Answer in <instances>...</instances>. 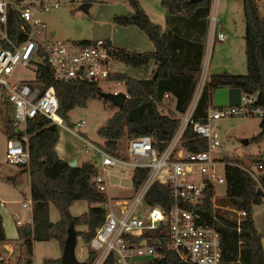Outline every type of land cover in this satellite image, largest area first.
<instances>
[{"label": "built area", "instance_id": "1", "mask_svg": "<svg viewBox=\"0 0 264 264\" xmlns=\"http://www.w3.org/2000/svg\"><path fill=\"white\" fill-rule=\"evenodd\" d=\"M72 1L79 4L92 0H0V103L10 105V125L14 132L5 139L7 163L27 166L26 124L37 115L48 118L56 127L75 132L57 112L58 100L51 84L41 87L32 79L9 81L15 65H33L34 72L37 65H48L53 77L63 80L96 85L100 81H111L107 78L109 56L103 38L85 42L39 37L43 22L37 13ZM215 1L206 16L208 41L224 38L216 23ZM204 78V69L200 68L193 94L182 112L174 110V98L167 91L156 102L158 113L178 118L174 131L162 146L156 144L152 133H141L127 138L124 153L113 154L81 137L85 147L91 148L97 158V162H91L94 173L90 181L105 195V201L100 203L104 207L103 219L87 242V251H92L93 256L85 264H101L109 254L114 264H151L152 259L162 257L160 236L165 237L166 248L183 261L221 264L219 216L233 220L238 231L244 211L222 202L220 198L224 194L216 192L218 185H223L225 192L227 161L223 159L225 152L215 120L231 115L260 117L264 115V107L253 104L254 95L242 92L238 103L209 105L204 120H194L192 112ZM83 123L84 119L80 118L73 125L80 127ZM187 125L204 141L203 148L190 149L184 145L182 134ZM219 165L221 169L217 168ZM238 166L250 175L255 187L262 190L260 203H264V188L260 183V179L264 180V162L241 161ZM138 168H145L144 176L135 185L132 173ZM152 182L168 187L170 201L165 205L146 201L144 194ZM109 187L128 192L117 197L107 193ZM205 201L210 203V212L205 208ZM21 205L29 206V199L22 200ZM17 216L14 215L17 225L27 222ZM0 248L2 261L12 248L3 243Z\"/></svg>", "mask_w": 264, "mask_h": 264}, {"label": "trees", "instance_id": "2", "mask_svg": "<svg viewBox=\"0 0 264 264\" xmlns=\"http://www.w3.org/2000/svg\"><path fill=\"white\" fill-rule=\"evenodd\" d=\"M163 6L165 26L152 21L136 0H129L131 12L114 14V22L122 25L133 24L140 28L152 44L151 50L136 51L123 46L113 45L104 38L109 60H118L125 65L145 70L150 66L146 76L134 77L125 72L110 71L109 80H120L124 86L126 98L120 106L99 95L100 88L89 82L63 80L54 78L48 65H37L32 81L44 87L51 84L54 88L58 108L57 112L67 124L68 112L74 106H83L87 100L100 98L113 107V112L96 128L100 136V145L105 150L117 154L119 140L141 133H152L156 144L162 146L174 131L178 118L158 113L156 102L163 92H169L174 98V110L182 112L187 106L201 68L203 38L207 29V14L210 0H159ZM243 14V52L245 70L242 73L227 71L213 72L205 76L197 97L192 117L203 121L212 101V91L219 86H235L241 92L254 95L253 104L264 107V17L260 15L256 0H240ZM89 39H86L87 42ZM258 130L254 139L264 135V115L259 117ZM10 122V119H9ZM6 137L12 136V130L5 129ZM27 166L20 165L28 174V189L31 200L30 222L16 225V262L30 264L32 242L34 240L55 239L60 248L69 226L75 236H80L87 243L95 227L104 216L105 195L91 183L90 177L94 167L90 161L69 165L60 158L54 144L58 133L56 126L46 117L37 115L26 124ZM183 143L190 149L204 147L200 140L186 126ZM250 161L264 162V154H248ZM227 161L224 166L225 192L220 200L244 211L235 230L233 220L219 216V233L221 247V264H264L260 244V233L255 229L252 207L260 203L262 190L255 187L254 180L238 166L241 160L237 156L224 154ZM145 168H138L132 173L133 184L137 185L144 176ZM264 188V180L260 179ZM144 197L151 204L165 205L170 201L169 190L165 184L152 182ZM83 199L88 206L77 215L67 212V206L73 200ZM52 204L59 217L51 221L48 207ZM207 212L211 211L205 201ZM76 225L84 228L76 229ZM0 218V244L8 241ZM162 257L152 259L151 264H193L179 259L164 245L165 237L160 236ZM93 252L88 250L90 259ZM54 259H45L50 263ZM60 261V258L57 259ZM0 264H4L3 260ZM101 264H114L109 254Z\"/></svg>", "mask_w": 264, "mask_h": 264}, {"label": "rangeland", "instance_id": "3", "mask_svg": "<svg viewBox=\"0 0 264 264\" xmlns=\"http://www.w3.org/2000/svg\"><path fill=\"white\" fill-rule=\"evenodd\" d=\"M143 8L148 17L161 26H165L166 12L159 0H136ZM260 15L264 17L263 0H256ZM214 0H210L209 13L211 12ZM216 19L217 24L221 25L220 30L224 33L222 40L213 39L208 41V35L204 38L203 51L201 58V69H204V75L207 76L213 72L227 71L230 73H242L245 70L244 52H243V14L240 0H216ZM131 12L129 0L120 1H100L92 0L86 11L78 7V3L63 2L58 7L38 12V16L43 22L39 37L42 40H86L93 38H106L115 46H123L127 49L136 51L149 50L150 41L144 32L133 24H118L113 21L114 14H125ZM207 32V30H206ZM152 45V44H151ZM108 69L110 71L125 72L134 77L146 76L150 66L145 70L125 65L118 60H109ZM34 77L33 65L14 66L10 75V82L21 79L31 80ZM97 86L102 91L125 92L123 84H117L114 80L100 81ZM113 107L108 105L107 101L100 98L87 100L83 106H74L68 112V119L74 122L77 119H84L80 127L73 124L68 127L73 129L76 134L67 129L56 127L58 137L62 145L71 152V159H76V164L83 160L97 162L94 152L91 148H86L83 139L90 143L98 144L100 136L96 128L111 115ZM12 111L8 103H0V197L6 199L5 203H0V218L4 228H15L14 211L20 214V220L29 215V210L20 205V200L28 198V178L27 173L21 170L20 165L10 164L5 161V129L11 130L9 122ZM259 117L257 115H231L220 117L215 120V129L222 143V151L228 155L237 156L243 162H251L248 154H264V135L259 139H254L258 130ZM83 139H82V138ZM246 139V143L242 139ZM127 138H121L118 152L124 153V147ZM69 159V160H71ZM68 161V160H67ZM221 169V166H217ZM12 173L14 178L8 174ZM7 174V176H6ZM128 191L109 187L107 193L123 196ZM216 192L224 194V186L218 185ZM8 200V201H7ZM17 203H16V202ZM98 205V203H87L83 199L73 200L67 206V212L71 215H77L87 209L88 206ZM264 208V203L255 204L252 211ZM48 217L55 221L59 217L57 209L49 204ZM76 229L84 228L83 225H76ZM6 228L4 233H6ZM9 238V237H8ZM6 246V245H5ZM15 241L11 242L12 251L10 255L5 256L4 264H15L16 247ZM4 248V247H3ZM2 250V248H0ZM61 248L55 239L34 240L32 242V257L30 264H46L45 259H54L47 264H60L57 259L60 258ZM74 255L77 260L88 261L87 243L80 236H76L74 244Z\"/></svg>", "mask_w": 264, "mask_h": 264}, {"label": "water", "instance_id": "4", "mask_svg": "<svg viewBox=\"0 0 264 264\" xmlns=\"http://www.w3.org/2000/svg\"><path fill=\"white\" fill-rule=\"evenodd\" d=\"M197 1V0H193ZM90 5L89 1H84L78 4V7L83 11H86L87 7ZM240 89L235 86H219L215 87L212 91V100L215 105L221 104H236L240 98ZM99 95L111 101L115 106H120L124 99L126 98V93L118 91L112 93L110 91H100ZM246 143V139H242ZM69 165L75 164V159L67 161ZM76 236L71 226L67 229L66 237L63 241L60 254V264H85L84 261L77 260L74 255V244ZM141 243L144 242V239L140 240Z\"/></svg>", "mask_w": 264, "mask_h": 264}, {"label": "crops", "instance_id": "5", "mask_svg": "<svg viewBox=\"0 0 264 264\" xmlns=\"http://www.w3.org/2000/svg\"><path fill=\"white\" fill-rule=\"evenodd\" d=\"M244 26V25H243ZM217 27H221V25H218L217 24ZM242 35H243V33H242ZM205 36H206V33H205ZM205 36H204V38H205ZM204 38H203V43H204ZM150 49L149 50H151L152 49V45H151V43H150ZM202 58V57H201ZM242 92H240V94H241ZM213 101V100H212ZM69 132H71L70 130H68ZM71 133H73V134H76L77 136H79L77 133H75V132H71ZM54 150H55V152H56V154L60 157V158H62V159H64V160H69V159H71V157H72V154H71V152L69 151V150H67L63 145H62V143L60 142V140H58V142H55V144H54ZM84 161V160H83ZM75 164H76V159H75ZM79 163H77V165H78ZM27 173V172H26ZM9 175V177L10 178H14V176H13V174L12 173H10V174H8ZM6 176H7V174H6ZM27 178H28V174H27ZM28 193H29V189H28ZM26 199H29V206H23V205H21V201L22 200H26ZM23 198L22 200H20L19 202H20V205L22 206V207H24V208H26V209H28L29 210V215H26V216H24V219H23V221L24 220H26L27 222H30V210H31V200H30V197H28V198ZM5 201H6V199H3L2 197H0V203H2V204H4L5 203ZM8 201V200H7ZM16 202V201H15ZM17 203V202H16ZM263 204V203H262ZM15 214H17L18 216H17V218L18 219H20V214H19V212L18 211H14V215ZM12 218H14V216H11ZM252 218H253V224H254V226H255V229L260 233V244H261V249H262V254H263V262H264V208H262V209H259V210H256V211H252ZM14 221H15V218H14ZM22 221V220H21ZM17 225V224H16ZM16 225H15V228L14 229H12V228H10V227H6L5 225H4V228H3V230L6 228V233H5V235H6V237L9 239L8 241H6V242H3V244H5L6 246H10V244H11V242H13V241H15V237H16ZM2 244V243H1ZM2 246V245H1Z\"/></svg>", "mask_w": 264, "mask_h": 264}]
</instances>
